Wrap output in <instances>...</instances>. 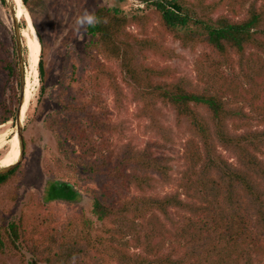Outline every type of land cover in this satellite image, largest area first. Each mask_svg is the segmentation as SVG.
I'll return each instance as SVG.
<instances>
[{
    "label": "trees",
    "instance_id": "trees-1",
    "mask_svg": "<svg viewBox=\"0 0 264 264\" xmlns=\"http://www.w3.org/2000/svg\"><path fill=\"white\" fill-rule=\"evenodd\" d=\"M0 1L7 5L8 0ZM22 1L27 4V0ZM139 1L147 8L153 7L161 28L183 47L195 50L203 46L210 50L215 67L222 61L220 65L237 62L243 68L251 49L264 52V0ZM116 2L115 7L98 8L94 17L99 23L87 27L88 34L95 39L94 47L106 60L120 62L126 79L146 104L161 101L173 106L179 118L187 121L195 138L188 144L186 169L177 191L162 197L137 194L114 199L110 188L154 191L157 180L154 175L170 183L173 177L169 160L131 146L117 148L106 141L105 135L115 132L116 126L93 108V102L75 95L67 85L76 82L75 73L64 68L60 75L59 110L47 118L46 125L56 135L60 155L70 169L90 175L87 182H97V188L91 190L93 215L101 222L133 217L132 221L150 228L146 249L151 257L133 259L123 249L120 254L126 264H264V129L241 133L229 130V122L237 117L242 120V110L227 100L230 91L236 96L238 89L226 80L219 88L214 84L193 88L184 80L155 81V77L171 75L170 69L143 66L138 63L136 51L152 50L170 57V50L157 40L129 33L130 21L143 29H147L149 21L145 15L141 16L143 21L139 15L131 17L125 12L121 5L126 0ZM40 43L43 46L41 39ZM27 51L29 54L27 45L21 48L22 55ZM16 55L18 59L21 57L18 46ZM89 65L95 68L93 83H99L100 75L112 79L111 69L95 54L89 56ZM17 67L7 58H0V72L9 78L17 76L19 87L13 110L0 101V125L18 121L23 84ZM38 71L44 85L46 71L42 58ZM221 79L219 73L218 80ZM44 91L43 86L42 95ZM87 125L94 135L101 137L100 141L85 138ZM216 142L233 159L224 156ZM18 169L0 173V189L11 182ZM47 186L46 204L74 203L82 198L70 182L50 179ZM180 212V219L175 220L174 214ZM53 224L43 226L26 214L7 225L0 222V254L15 256L21 264L104 263L103 243L92 236L87 222L88 228L76 235L69 228ZM155 236L162 239V246L167 236H175L178 244L162 253L159 247L151 245ZM179 247L185 250L181 255Z\"/></svg>",
    "mask_w": 264,
    "mask_h": 264
},
{
    "label": "rangeland",
    "instance_id": "rangeland-1",
    "mask_svg": "<svg viewBox=\"0 0 264 264\" xmlns=\"http://www.w3.org/2000/svg\"><path fill=\"white\" fill-rule=\"evenodd\" d=\"M212 1L215 0H208V3ZM117 4L116 0H27L26 5L22 1L24 13L18 16L14 0H8L5 6L0 1V51L3 52L0 58L5 57L14 66H18L23 84L20 94L25 92L27 79L31 90V98L20 121H9L0 125V159L9 153L16 136L20 144L18 126L24 146L23 158L16 165L6 167L8 170L19 169L11 182L0 189V222L7 225L11 220L26 214L43 226L54 223L53 225L69 228L72 235L86 228L87 222L92 236L103 243L102 253L108 254L101 256L103 264H126L120 254L123 253V249L128 256L132 255L133 259H137L138 256L151 257L146 249L150 228L146 227L147 224L142 226L141 222L132 221L133 217L115 218L105 222L97 220L93 215L91 195V190L98 186L97 182L85 181L90 175L82 170L78 174L75 173L60 155L56 135L49 130L46 121L53 112L59 110L57 101L60 75L64 68L75 73L76 82H67L75 95L83 101L93 102V108L100 114L103 113L106 119L116 126L115 132L105 135L106 141L117 148L131 146L138 151H148L154 156L169 160L173 177L170 183H165L158 175H154L157 179L154 191L141 193L135 188L130 191L110 188L109 193L113 194L114 199L117 200L121 195L137 194L162 197L177 191V185L186 169L185 154L188 144L195 138L187 121L179 118L173 106L161 101L146 104L126 79L120 62L106 60L98 53V49L94 47L95 39L87 32L89 24H77L78 18L83 17L85 13L94 16L98 8L102 6L112 8ZM121 8L131 17L137 14L144 21L141 16L145 15L149 21L147 29L138 26L133 20L130 21L131 25L127 29L129 33L138 38L148 37L157 40L170 50V57L159 55L152 50L136 51L139 55L138 63L143 66L156 70L170 69L171 75L155 77V81L176 83L184 80L193 88L208 84H214L219 88L226 80L228 84L232 83L233 87L238 89L236 96L232 94L233 90L230 91V95L226 96L227 100L234 107H239L243 113L242 120L237 117L229 122V130L234 132L237 129L241 133L264 129L263 51L251 49L248 52L250 56L247 65L243 68L237 62L231 66L225 63L220 65L222 61L216 68L213 61L215 57L210 50L203 46H198L195 50L183 47L179 41L166 33L161 28L159 17L153 7L147 8L139 0H126ZM213 17L216 18L217 15ZM30 32L32 35L35 33L39 43L40 39L43 42V46L40 43L39 60L43 59L46 71L44 85L38 71L39 63L35 84L33 75L28 72V51L23 55L21 53V48L27 45ZM24 34L28 36L25 37ZM17 46L21 56L19 59L16 55ZM91 54H95L111 69L112 79H104L100 75L99 83H93L95 68H90L89 65ZM16 62H19V65H16ZM215 62L217 63V58ZM219 73L223 77L220 81ZM43 86L45 91L42 95ZM18 94L17 76L9 78L0 72V101L6 104L8 110H13L17 105ZM84 128L87 130L86 139L90 136L89 139L92 137L101 140L100 136L94 135L89 125ZM219 150L228 159H233L221 146ZM50 179L73 184L82 194L81 200L74 203L54 201L46 204L44 198ZM179 215L181 212L174 214V219H180ZM162 220L167 227L170 226L163 217ZM176 240L175 236H167L162 246V239L155 236L151 245L159 247L162 253H167L173 244H178ZM184 252V248L179 247V255ZM0 264L21 263L15 256L0 254Z\"/></svg>",
    "mask_w": 264,
    "mask_h": 264
},
{
    "label": "bare ground",
    "instance_id": "bare-ground-1",
    "mask_svg": "<svg viewBox=\"0 0 264 264\" xmlns=\"http://www.w3.org/2000/svg\"><path fill=\"white\" fill-rule=\"evenodd\" d=\"M14 3L17 5L18 11L17 15L20 16L22 13H24V8L22 6V0H14ZM28 27L30 29V23L31 20L28 21ZM35 35V33H33ZM30 32L29 36L24 34V36L27 37V47L29 50L28 54V72L33 75L35 84L37 82V65L39 63V57H40V52H41V47L40 43L38 42L37 36H33ZM29 79L26 80V88L24 92V105L21 111V116L23 115L24 111L26 110L29 100L31 98V90L29 89ZM8 152V151H7ZM21 158V150H20V144L18 141L17 136L14 138V142L11 145V149L9 153L3 158L0 159V167L6 168V167H11L16 165ZM9 169V168H8Z\"/></svg>",
    "mask_w": 264,
    "mask_h": 264
},
{
    "label": "water",
    "instance_id": "water-1",
    "mask_svg": "<svg viewBox=\"0 0 264 264\" xmlns=\"http://www.w3.org/2000/svg\"><path fill=\"white\" fill-rule=\"evenodd\" d=\"M24 105V93H22L21 96V103H20V107H19V112H18V122L20 121V117H21V111ZM18 136L20 138V148H21V158L20 160L23 158V153H24V146H23V142H22V137H21V130L20 127L18 126ZM8 171V168H0V173H5Z\"/></svg>",
    "mask_w": 264,
    "mask_h": 264
},
{
    "label": "clouds",
    "instance_id": "clouds-1",
    "mask_svg": "<svg viewBox=\"0 0 264 264\" xmlns=\"http://www.w3.org/2000/svg\"><path fill=\"white\" fill-rule=\"evenodd\" d=\"M85 23L89 25H93L95 23H99V21L93 16L85 13V15L81 18H78L77 24L78 25H84Z\"/></svg>",
    "mask_w": 264,
    "mask_h": 264
}]
</instances>
